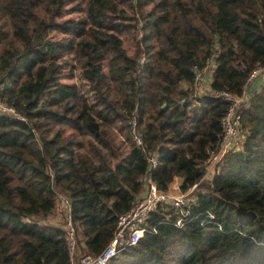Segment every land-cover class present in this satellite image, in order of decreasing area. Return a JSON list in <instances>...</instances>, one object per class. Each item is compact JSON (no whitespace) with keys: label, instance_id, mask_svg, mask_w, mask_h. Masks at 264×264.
<instances>
[{"label":"trees","instance_id":"16d2710c","mask_svg":"<svg viewBox=\"0 0 264 264\" xmlns=\"http://www.w3.org/2000/svg\"><path fill=\"white\" fill-rule=\"evenodd\" d=\"M258 63L264 0H0V100L24 117L0 113V264H67L60 194L78 249L97 253L150 153L156 188L196 183L193 202L179 223L156 205L104 264H264V79L201 178L227 105L214 92L238 94Z\"/></svg>","mask_w":264,"mask_h":264},{"label":"built area","instance_id":"2783aa9c","mask_svg":"<svg viewBox=\"0 0 264 264\" xmlns=\"http://www.w3.org/2000/svg\"><path fill=\"white\" fill-rule=\"evenodd\" d=\"M201 71H210L208 69ZM200 73V72H199ZM198 72L196 77L198 78ZM256 79L262 81L264 79V63H258L253 66L244 78L241 90L238 94L230 93L226 90L215 91L220 99L227 102L225 111L220 118V137L217 149L209 153L205 161L204 172L201 178L208 179L213 174L221 157L230 148H236L237 137L240 132V112L242 107L248 101L251 92L256 88ZM0 113L8 115L12 118L23 120L22 114L18 113L11 105L0 100ZM130 132L135 142L139 143V138L134 133V122L130 121ZM146 172L141 180L142 189L136 196L130 207L124 212L116 216L115 225L111 237L106 244L95 254L81 252L78 249L77 235L74 226L71 223L68 214L67 199L63 195H59V204H56L58 211L63 212V228L65 243L67 249V264H104L111 256L115 255L123 247L134 244L144 232V224L146 218L156 205L163 208L171 207L176 214V223L180 221V215L184 214L193 202L192 192L196 183L189 186L184 193L173 194L156 188L153 180L149 177V172L156 164L154 154L150 153L146 158ZM62 219V215H61Z\"/></svg>","mask_w":264,"mask_h":264},{"label":"rangeland","instance_id":"374dc122","mask_svg":"<svg viewBox=\"0 0 264 264\" xmlns=\"http://www.w3.org/2000/svg\"><path fill=\"white\" fill-rule=\"evenodd\" d=\"M120 5L122 6V4H120ZM59 35H60L59 33H55V32L52 33V36H54V37H59ZM119 36H120V38H122L123 45L125 46V48L127 49V51H130L131 50V43H132V36H131V34L125 33L123 31H121L119 33ZM66 57L68 58L69 55L67 54ZM66 68H67L66 70H68V66ZM65 80L66 81H71V80L72 81H75L78 85H80L81 82H82V79L79 78V76L77 74V68L72 69L71 70V76L68 79H65ZM195 90L197 92L200 91V89H198V88H195ZM171 193L176 194L175 192H171ZM60 221H61L60 218L59 219L58 218L55 219V222L60 223Z\"/></svg>","mask_w":264,"mask_h":264},{"label":"crops","instance_id":"0c3cea01","mask_svg":"<svg viewBox=\"0 0 264 264\" xmlns=\"http://www.w3.org/2000/svg\"><path fill=\"white\" fill-rule=\"evenodd\" d=\"M210 79V73L208 71L201 72V86H206ZM260 80L256 79L255 83L260 84Z\"/></svg>","mask_w":264,"mask_h":264}]
</instances>
